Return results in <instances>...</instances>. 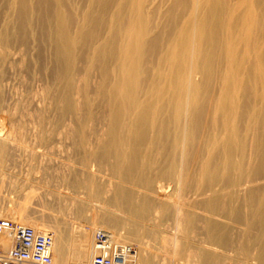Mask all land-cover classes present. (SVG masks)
Here are the masks:
<instances>
[{"label": "bare ground", "instance_id": "1", "mask_svg": "<svg viewBox=\"0 0 264 264\" xmlns=\"http://www.w3.org/2000/svg\"><path fill=\"white\" fill-rule=\"evenodd\" d=\"M10 150L0 219L53 230L52 264L98 231L129 264H264V0H0V195ZM55 163L70 229L29 208Z\"/></svg>", "mask_w": 264, "mask_h": 264}, {"label": "built area", "instance_id": "2", "mask_svg": "<svg viewBox=\"0 0 264 264\" xmlns=\"http://www.w3.org/2000/svg\"><path fill=\"white\" fill-rule=\"evenodd\" d=\"M5 231L12 234L11 246L7 252L0 249V264H52V234L0 219V237ZM93 243L95 255L90 264H129L127 247L115 243L108 232H96Z\"/></svg>", "mask_w": 264, "mask_h": 264}, {"label": "rangeland", "instance_id": "3", "mask_svg": "<svg viewBox=\"0 0 264 264\" xmlns=\"http://www.w3.org/2000/svg\"><path fill=\"white\" fill-rule=\"evenodd\" d=\"M66 152V150L64 149H62V148H60V154H62L61 156L64 158V155H65V153H63V152ZM15 151L13 150H10V154H9V158H8V160H7V162H6V164H5V171H4V173H3V185H2V187H1V195H0V215L1 216H3V217H8V216H10V215H13L15 212H17L18 211V204H16L17 202H18V200H19V195H16L17 193H13L12 191L10 192V189H9V185H11V184H9V182L11 183V182H19L20 180H22L23 179V176L26 174V172H25V174H23L24 173V171H26L27 170V167L28 166H30V163H28L29 161H28V159H27V157L23 154H20L19 153V157H18V155L16 154L17 153V151H16V153H14ZM14 154V155H13ZM16 154V155H15ZM60 154H58V155H60ZM11 155H13V156H11ZM18 158H20L21 157V159H22V156L24 157V159H22L21 161H22V165H23V167H19L18 165H20L21 164V161H20V159H18ZM59 157V156H58ZM11 158H13V159H11ZM19 160V161H18ZM14 161V162H13ZM17 161V162H16ZM27 161V162H26ZM25 162V163H24ZM27 163V166L25 165ZM29 164V165H28ZM60 163L58 164V163H55L54 165H52L51 167H49V172H47L46 174H47V176H45L44 175V178L42 179L43 180V182L42 183H39V185H38V188L39 189H37L36 190V193H38V196L36 197L37 198V200H36V198L34 199V200H32V203H30V205L29 206H31V207H29L30 209H32V210H41V211H43V213L45 214V216H47V221H49V223H51L52 221H53V219H55L54 217H60V218H63V219H65V217H66V220H65V222L67 223V228L68 229H70V228H72V224H73V221H74V224L76 225L77 223L75 222V220H73V218H72V216H73V214H72V212L71 211H68L67 210V208H66V206H64V207H62V200L64 199V197H68L71 193H68V191L69 190H67V188H65L62 184H61V182H62V180H64V179H61L60 178V173L62 174V171H61V167L63 166V165H61V167H60ZM26 166V167H25ZM58 167L60 168L59 170H58ZM25 168V169H24ZM21 169V170H20ZM52 169V170H51ZM54 169V170H53ZM24 170V171H23ZM58 170V171H57ZM21 172H22V174H21ZM50 172H51V174H50ZM59 172V173H58ZM49 173V174H48ZM49 175H52V176H49ZM59 177V178H58ZM61 177H63V175L61 176ZM48 178V179H47ZM51 178H52V180H51ZM55 180H54V179ZM63 178H66V177H63ZM50 179V180H49ZM59 179H60V182H59ZM47 182H46V181ZM53 181V182H52ZM58 182V183H57ZM44 186H43V185ZM61 184V185H60ZM48 185V186H47ZM62 186H63V188H62ZM50 188V189H49ZM39 190H40V192H39ZM46 190V191H45ZM67 190V191H66ZM14 195H13V194ZM40 193V194H39ZM54 193V194H53ZM67 193V194H66ZM46 194V195H45ZM53 194V195H52ZM55 195V196H54ZM62 195V196H61ZM18 196V197H17ZM53 196V197H52ZM57 196V197H56ZM60 196V197H59ZM42 197V198H41ZM55 197H56V199H55ZM60 198V203L57 205V201L59 200V198ZM63 198V199H62ZM47 201H46V200ZM55 199V200H54ZM10 200H11V204H10ZM38 200H40V201H38ZM53 200H54V202H53ZM44 201V202H43ZM41 203V204H40ZM46 203V205H44ZM53 203V204H52ZM42 206V208H41V206ZM59 206H60V208H59ZM32 207H34V208H32ZM55 207H56V209H55ZM64 209V210H63ZM66 209V210H65ZM53 211V212H52ZM64 211H68V213H65ZM60 212V213H59ZM62 212H64L66 215H64ZM89 211H87L86 213H88ZM48 213V214H47ZM61 213L63 214V215H61ZM90 213V212H89ZM88 213V214H89ZM72 216H71V215ZM87 214V215H88ZM53 215V216H52ZM87 215L85 216L86 218H88L87 217ZM119 216H121V214H118ZM63 216V217H62ZM65 216V217H64ZM88 216H90V214L88 215ZM45 219V220H46ZM69 219V220H68ZM50 220H52L51 222H50ZM71 223V224H70ZM69 224L70 225H72V226H69ZM86 226V225H85ZM87 226L85 227V228H83L82 227V229L83 230H87ZM48 230H50V229H48ZM48 230H46V231H48ZM85 230V231H86ZM52 233H51V232ZM50 231H48V232H50L51 234H52V236L54 235V231L53 230H50ZM200 237H198L197 239H199ZM144 241V240H143ZM145 241H147V240H145ZM145 241H144V243H145ZM92 242H93V240H92ZM143 243V242H142ZM145 244H149V241H147V243H145ZM127 245H129V244H127ZM131 246V245H130ZM132 248H134L135 250H137V246L136 245H134V246H131ZM228 254H230L231 255V252H229ZM233 254V253H232ZM92 256H94V254H92ZM92 258L93 257H91V260H92Z\"/></svg>", "mask_w": 264, "mask_h": 264}]
</instances>
